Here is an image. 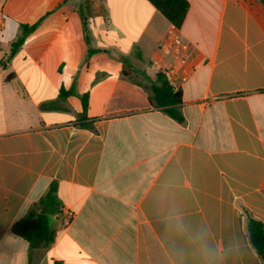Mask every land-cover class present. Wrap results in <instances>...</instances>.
<instances>
[{
	"label": "crops",
	"instance_id": "crops-1",
	"mask_svg": "<svg viewBox=\"0 0 264 264\" xmlns=\"http://www.w3.org/2000/svg\"><path fill=\"white\" fill-rule=\"evenodd\" d=\"M186 1L175 28L148 0H0V264H264V2ZM172 36L181 123L151 101ZM52 183L31 250L11 229Z\"/></svg>",
	"mask_w": 264,
	"mask_h": 264
},
{
	"label": "trees",
	"instance_id": "trees-1",
	"mask_svg": "<svg viewBox=\"0 0 264 264\" xmlns=\"http://www.w3.org/2000/svg\"><path fill=\"white\" fill-rule=\"evenodd\" d=\"M151 5L175 28H179L188 11L186 0H148ZM264 2V0H263ZM42 18L31 26L22 25V35L12 43L9 57L21 47L25 37L34 31ZM151 101L154 106L173 120L181 123V93L173 91L163 74L157 72L155 82L150 88ZM83 113L87 108L86 97L82 98ZM60 213L57 185L52 183L47 193L31 206L26 215L12 226V232L24 240L31 250L45 249L54 241L51 218ZM247 233L251 246L264 261V226L253 218L247 219Z\"/></svg>",
	"mask_w": 264,
	"mask_h": 264
},
{
	"label": "built area",
	"instance_id": "built-area-1",
	"mask_svg": "<svg viewBox=\"0 0 264 264\" xmlns=\"http://www.w3.org/2000/svg\"><path fill=\"white\" fill-rule=\"evenodd\" d=\"M161 51L165 56L171 58L168 65H158V72L163 74L168 86L173 91H179L181 84L185 81V77L178 72V68L186 63L185 50L178 36H172L170 40L161 46ZM63 219L68 225L74 219V212L65 209Z\"/></svg>",
	"mask_w": 264,
	"mask_h": 264
}]
</instances>
